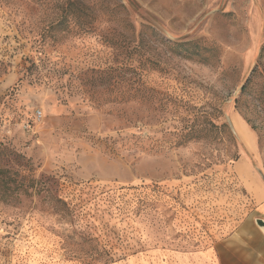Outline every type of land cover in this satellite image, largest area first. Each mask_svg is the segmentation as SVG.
I'll return each mask as SVG.
<instances>
[{
  "label": "rangeland",
  "instance_id": "obj_1",
  "mask_svg": "<svg viewBox=\"0 0 264 264\" xmlns=\"http://www.w3.org/2000/svg\"><path fill=\"white\" fill-rule=\"evenodd\" d=\"M251 176L264 0H0V264H198Z\"/></svg>",
  "mask_w": 264,
  "mask_h": 264
},
{
  "label": "crops",
  "instance_id": "obj_2",
  "mask_svg": "<svg viewBox=\"0 0 264 264\" xmlns=\"http://www.w3.org/2000/svg\"><path fill=\"white\" fill-rule=\"evenodd\" d=\"M251 182L248 187L254 214L247 222V232L228 238L223 247L219 246L189 257L190 261H197L198 264H264V231L257 225L258 220L264 221V184L252 176ZM181 261L185 264L188 259L182 258Z\"/></svg>",
  "mask_w": 264,
  "mask_h": 264
},
{
  "label": "trees",
  "instance_id": "obj_3",
  "mask_svg": "<svg viewBox=\"0 0 264 264\" xmlns=\"http://www.w3.org/2000/svg\"><path fill=\"white\" fill-rule=\"evenodd\" d=\"M74 9H73V14H74V16H75V18H77V19H80V17H81V15L83 14V11H82V9L80 8V6L82 5L81 3H80V1H75L74 3ZM131 6H132V8L133 9H135L136 10V6H135V4H133V3H131ZM68 15H69V13H63V15H61V19L60 20H62L63 21V23H65L66 21L68 22L69 20H67V18H68ZM90 15H91V18L94 16L93 14H92V12L90 13ZM147 17V20L149 21V22H154L155 23V20L152 18V17H148V16H146ZM152 20V21H151ZM246 85L244 86V88H243V90L242 91H244L245 89H246Z\"/></svg>",
  "mask_w": 264,
  "mask_h": 264
},
{
  "label": "water",
  "instance_id": "obj_4",
  "mask_svg": "<svg viewBox=\"0 0 264 264\" xmlns=\"http://www.w3.org/2000/svg\"><path fill=\"white\" fill-rule=\"evenodd\" d=\"M257 225L259 228H261L262 231H264V221L263 220H258Z\"/></svg>",
  "mask_w": 264,
  "mask_h": 264
}]
</instances>
